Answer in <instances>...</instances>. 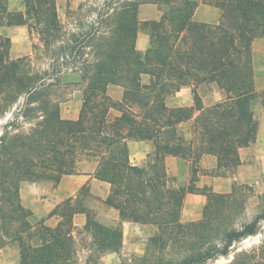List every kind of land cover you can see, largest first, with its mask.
Returning <instances> with one entry per match:
<instances>
[{
  "label": "trees",
  "instance_id": "obj_1",
  "mask_svg": "<svg viewBox=\"0 0 264 264\" xmlns=\"http://www.w3.org/2000/svg\"><path fill=\"white\" fill-rule=\"evenodd\" d=\"M7 1L0 0V26L27 24L45 41L55 31L56 0H24V12L9 10ZM203 1L221 10L217 23L192 19L195 0H130L122 4L115 36L123 44L109 45L106 56L128 67L126 74L117 76L126 81L123 97L112 101L106 96L105 80L116 74L107 71L109 63L96 64L98 70L83 91L76 119L59 117L50 99L47 74L31 75L23 70L20 59L9 60V38L0 36V85H12L24 97L23 109L28 113L42 112L39 127L13 137L9 143L16 151L0 162V175L7 179L0 182V193L10 197L6 202L11 213L1 214V205L0 219L17 222L11 239L20 250L19 264H64L73 250L69 223L75 213L86 211L78 207L63 210L59 213L63 222L55 227L43 223L32 227L29 211L18 200V177L57 182L61 175L79 172L82 164L94 161L95 177L110 184L105 203L117 209L123 220L154 224L158 233L150 243L163 248L180 233L182 238L189 233L179 221L183 190L170 186L164 157L196 160L214 154L217 167L224 170L238 163L237 149L247 145L256 131L250 106L254 96L251 44L264 38V0ZM140 3H155L161 11L159 19L142 22L150 37L143 53L134 45ZM142 74L148 75L147 82L140 81ZM209 82L217 84L223 98L206 109L197 107L201 111L193 136L185 139L178 125L190 119L192 111L167 107L165 97L181 86ZM110 108L119 111L112 119L108 117ZM127 140L152 141L154 149L144 166L130 162ZM53 214H57L56 208L49 216ZM259 218L242 224L240 230H226L224 238L232 242L254 235ZM85 228L99 246L114 245L121 237L119 227L107 229L89 222L88 217ZM7 236L6 231L0 234V247ZM229 245L188 248L177 258H159L153 264H201L222 257L229 259L225 264H260L245 251L230 259Z\"/></svg>",
  "mask_w": 264,
  "mask_h": 264
},
{
  "label": "rangeland",
  "instance_id": "obj_2",
  "mask_svg": "<svg viewBox=\"0 0 264 264\" xmlns=\"http://www.w3.org/2000/svg\"><path fill=\"white\" fill-rule=\"evenodd\" d=\"M129 1L56 0L57 26L46 41L35 28L27 24L0 26V36L8 37L10 41L9 60L20 59L23 70L31 75L47 74L46 82L51 85L50 99L57 106L61 119L78 117L83 91L89 83V78L98 70L95 65L104 61L109 63L107 71L116 74L114 78L109 77L105 80L106 96L112 101L123 97V85L126 81L117 76L126 74L128 67L121 63L117 64V61L109 59L106 54L108 55L109 45L112 43L123 44V41L115 36V27L122 4ZM195 2L196 6L201 3L207 4L203 0H195ZM7 8L11 11L24 12V0H8ZM219 13H221L220 9ZM135 16L139 21L134 42L135 50L143 53L149 45L150 37L149 31L143 27L142 22L159 19L161 11L155 3H140ZM220 17L221 15L209 23H217ZM141 34H145L147 41L145 47L137 44L138 35ZM251 59L254 96L250 106L256 122V131L247 145L237 149L238 163L224 170L217 167V158L214 154H205L196 160L175 156L182 163L177 161L178 164L170 165L175 173L172 175L167 171L164 161L167 175L170 177V186L180 187L183 190L179 221L189 230L184 238L180 233L163 248L151 244V237L158 233L156 226L151 223H140L143 226L134 228L129 232V236L128 232L125 233L126 236L122 235L119 223L106 225L110 218L106 210L110 205L103 204L87 186L79 188L74 196L64 198L54 206L57 214H53L55 216L51 222L54 220L57 222L49 225L45 221V216H49L52 210L47 211L48 204L44 197L51 194L60 195L61 192L57 188L51 192L47 191L42 185L54 186L56 182L49 179L31 180L23 176L18 177L16 180L18 200L23 208L29 211L27 219L32 227L39 223L55 227L59 222H63V218L59 215L61 211L68 212L71 208L78 207L85 209L89 222L107 229L119 227L121 230L118 243L109 247L99 246L95 243L91 231L85 228L86 222L78 226L75 224L78 221L72 216L69 224L72 227L73 250L64 264H153L159 258H177L188 248L206 247L212 244L222 247L229 243L230 259L234 254L245 251L252 253L258 263L264 264V38H256L252 41ZM140 81L147 82L148 75H140ZM223 95V91L214 82L202 83L198 86L190 83L167 95L165 97L167 107H188L192 111L190 119L179 123V134L185 139L191 138L195 119L200 111L221 100ZM23 103L24 97L16 94L12 85H0V162L16 151V148L11 149L9 141L13 137L30 133L33 128H38L37 123L42 120V112L33 110L28 113L23 109ZM197 107L202 109L198 110ZM132 109L138 110L135 105ZM118 114L119 111L114 108L108 111L109 119ZM145 141L151 144L153 151L152 141ZM150 153L138 166L146 164ZM90 163L96 162L90 161ZM86 165L82 164L79 170L89 167V164ZM6 180V177L0 175V182ZM33 183L41 187L33 189L27 186ZM21 186H23L22 194L25 196H21ZM69 189L66 191L69 192ZM69 198L71 200L67 202ZM7 200H10V197L0 193V206L4 205L1 214L4 215L11 214ZM257 217L261 218L257 222V231L254 235L239 240L233 239L232 242L224 238L223 234L226 230H240L242 224L251 222ZM16 227L17 222L0 219V234L6 231L8 235L5 238L6 243L0 247V264H19L20 250L16 241L11 239ZM228 261L229 259L222 257L201 264H225Z\"/></svg>",
  "mask_w": 264,
  "mask_h": 264
},
{
  "label": "crops",
  "instance_id": "obj_3",
  "mask_svg": "<svg viewBox=\"0 0 264 264\" xmlns=\"http://www.w3.org/2000/svg\"><path fill=\"white\" fill-rule=\"evenodd\" d=\"M221 13H219V8L215 6H210L208 4H199L195 7L193 13H192V19L197 22H205L209 23L213 20H216ZM137 44H140L142 47H145L147 44L145 34L138 35L137 38ZM141 47V48H142ZM127 148L129 152V159L132 164L135 165H141L144 158L146 155L152 151L151 144L148 141L145 140H127ZM166 165H167V171L170 172L172 175L173 173L171 169V164L173 163H179L177 161H182L175 156H169L165 157L164 159ZM85 164H89L87 168L82 169L79 172L73 173V174H63L59 178V180L55 183L54 186H49L47 187L45 184H41L47 191H53L55 188L60 189L61 194L58 195H47L44 198L46 199V202L48 204L47 206V211L50 212L56 204H58L62 199L74 196V194L77 192L79 188L82 186H87L89 188V191L97 196L103 204L105 203V200L109 194V189H110V184L107 181L100 180L95 177V168H96V163L91 164L90 162H85ZM86 165V166H87ZM33 185V186H32ZM32 185H27L29 188L36 187L39 188V184L33 183ZM69 189V192L66 191V189ZM22 189L23 186H21V196H25V194H22ZM62 195V196H61ZM26 202V199H25ZM109 209L106 210L107 213H109L110 218H109V224H117L121 226L122 230V235L126 236L125 233L131 232L134 228L138 226H143V224L137 223V222H132V221H126L121 219L119 216V212L117 209H115L112 206H108ZM55 215H46L45 216V221L49 223V225H54L56 224L57 220H54V222H51L52 219H54ZM73 219L77 220L78 222H75L76 225L81 226L84 225L86 222V214L84 212H79L75 213L73 215ZM130 235H132L130 233ZM133 245H131L132 247Z\"/></svg>",
  "mask_w": 264,
  "mask_h": 264
}]
</instances>
